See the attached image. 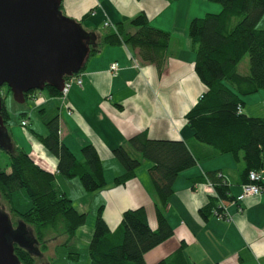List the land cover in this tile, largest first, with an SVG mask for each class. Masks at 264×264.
<instances>
[{
    "label": "trees",
    "instance_id": "trees-1",
    "mask_svg": "<svg viewBox=\"0 0 264 264\" xmlns=\"http://www.w3.org/2000/svg\"><path fill=\"white\" fill-rule=\"evenodd\" d=\"M209 1L219 3L221 10L194 17L188 24L195 54L194 71L205 91L184 117L193 131L195 142L209 146L211 151L198 154L183 140L154 139L146 131L138 132L124 144L114 147L112 154L123 167V172L113 179L115 185H124L133 179L143 159L151 162L148 174L156 196V227H150L145 207L139 206L124 210L119 225L111 230L103 218V206L98 207L88 242L90 264H146L144 254L173 235V228L165 215L173 183L181 171L197 161L229 153L243 163L239 184L250 181L251 171L261 175L264 116L247 115L243 111L242 96L264 91V29L256 27L264 14V0ZM60 10L64 15L61 5ZM127 26L129 29L120 23L114 27L104 26L100 37L92 31L93 42L89 45L86 59L104 44L121 43L135 49L143 63L154 65L161 74L169 56V32L150 25L144 13L132 17ZM245 54L248 56V73H240L238 64ZM86 59L81 69L71 76L80 75ZM64 78L70 76L65 75ZM44 90L50 97H62L61 91L52 86H46ZM37 92L32 90L25 97ZM0 115L9 138V149L5 150L9 154V170L0 167V199L6 202L14 217L32 230L28 233L33 244L23 248L14 243L13 253L20 264H37L39 244L44 243L48 230L63 234V244L68 246L76 230L84 224L86 213L78 211L72 200L58 188L54 172L42 167L23 148L14 145L8 132L10 115L3 96ZM44 124L47 129L45 135L31 132L57 159V172L68 178L78 177L86 192L103 188L106 185L103 166L95 146L90 143L83 145L81 159H77L59 137L58 115L47 119ZM196 180L210 184L213 190L208 202L199 208L202 219L206 221L212 216L227 218L226 204L238 199L231 194V183L225 174L220 169L211 170ZM257 182L263 186L262 179ZM69 256L75 259L77 253L71 251ZM154 264L189 263L182 246H179Z\"/></svg>",
    "mask_w": 264,
    "mask_h": 264
},
{
    "label": "crops",
    "instance_id": "crops-1",
    "mask_svg": "<svg viewBox=\"0 0 264 264\" xmlns=\"http://www.w3.org/2000/svg\"><path fill=\"white\" fill-rule=\"evenodd\" d=\"M61 9L86 32L93 31L98 37L104 26L120 23L129 29V20L144 13L150 25L170 34L164 70L159 74L154 65L143 63L137 51L128 45L104 44L86 59L80 73L81 86L72 84L59 99L50 97L46 91L39 94L41 100L37 99L39 92L28 98L39 102L40 111L46 112L48 119L58 115L59 137L77 159H81L83 145L95 146L106 182L97 191L86 192L79 179L59 174L57 159L32 132L29 150L17 141L12 142L54 172L58 188L78 211L89 214L85 221L86 243L100 206L111 230L119 225L124 210L139 206L145 207L149 225L154 229L156 196L148 174L151 162L143 159L133 179L115 185L113 179L123 172V167L112 150L130 136L146 131L154 139L183 140L198 154L211 151L209 146L195 142L184 117L205 91L194 71L195 54L188 24L194 17L219 12L221 5L209 0H62ZM112 63H117L115 71L110 70ZM243 111L250 116H264V91H257L250 100L245 98ZM32 131L47 133L42 126ZM242 166V161L225 153L201 159L178 174L165 212L173 235L144 254L146 264L167 257L179 246L189 264H264V162L260 194L227 203L225 219L212 216L205 221L199 214V208L208 202L213 190L196 179L220 169L231 183V194L237 198L242 190V184L238 183Z\"/></svg>",
    "mask_w": 264,
    "mask_h": 264
},
{
    "label": "water",
    "instance_id": "water-1",
    "mask_svg": "<svg viewBox=\"0 0 264 264\" xmlns=\"http://www.w3.org/2000/svg\"><path fill=\"white\" fill-rule=\"evenodd\" d=\"M62 0H0V89L7 87L17 102L32 90L52 86L59 91L64 76L77 73L93 42L79 22L63 15ZM2 97L0 95V109ZM0 148L9 149L0 115ZM25 224L14 228L0 210V264H20L13 244L29 248Z\"/></svg>",
    "mask_w": 264,
    "mask_h": 264
},
{
    "label": "rangeland",
    "instance_id": "rangeland-1",
    "mask_svg": "<svg viewBox=\"0 0 264 264\" xmlns=\"http://www.w3.org/2000/svg\"><path fill=\"white\" fill-rule=\"evenodd\" d=\"M217 3V2H215ZM219 4V3H217ZM220 5V4H219ZM259 29H264V14L256 25ZM249 63L248 56L245 54L242 59L239 61L238 70L240 73H248ZM39 92V93H38ZM37 99H42L41 95L44 94L45 90L38 91ZM1 97L3 96L4 104L7 107V110L10 114V120L8 124V132L12 141H17L20 145L23 144L26 150L30 148V132L32 129H37V127L42 126L45 130V122L47 121L46 112L40 111L39 102L35 99H27L25 102H17L12 93L9 92L5 86H2L0 89ZM255 93L242 96L243 101L245 98L250 100L251 96H254ZM62 97H56L59 99ZM44 101V100H42ZM22 112H26L27 115L23 116ZM26 119L28 125L26 127H21L20 122L22 119ZM9 161V154L4 149L0 148V167L7 168ZM140 164L138 167H141ZM78 179V177H76ZM75 205H78V201L75 200ZM0 210L8 215L11 220L14 228L18 227L21 223L17 217H14L8 210L7 204L4 200L0 199ZM89 217V214L86 213V219ZM25 224V223H23ZM28 232H31L30 226L25 227ZM87 225L84 222L75 232V236L71 241L70 245L65 246L64 239L65 236L60 233H55L48 230L43 244H39V253L36 255L37 264H90L88 257V242L86 237ZM90 239V238H89ZM43 245V246H42ZM41 246L43 247L41 249ZM76 252L77 258H72L69 256V252Z\"/></svg>",
    "mask_w": 264,
    "mask_h": 264
},
{
    "label": "built area",
    "instance_id": "built-area-1",
    "mask_svg": "<svg viewBox=\"0 0 264 264\" xmlns=\"http://www.w3.org/2000/svg\"><path fill=\"white\" fill-rule=\"evenodd\" d=\"M105 25H108V22H105ZM116 69H117V63H112L110 65V70L115 71ZM72 84L81 86L82 79L80 75L70 76V78L64 80V84L61 90L62 98L66 95L67 91L69 90ZM238 111H240V108H238ZM20 124L21 126L25 127L27 124V121L21 120ZM259 179H262L261 175H259L256 172L251 171L249 173L250 181L248 183H244L241 185L242 191H241V194L237 197V199H242L243 197L254 196V195L260 194L262 191V186L257 182L259 181ZM207 186L211 188L210 184H208ZM219 217H224V216L219 215Z\"/></svg>",
    "mask_w": 264,
    "mask_h": 264
},
{
    "label": "flooded vegetation",
    "instance_id": "flooded-vegetation-1",
    "mask_svg": "<svg viewBox=\"0 0 264 264\" xmlns=\"http://www.w3.org/2000/svg\"><path fill=\"white\" fill-rule=\"evenodd\" d=\"M27 236H29V233L27 232V234H26Z\"/></svg>",
    "mask_w": 264,
    "mask_h": 264
}]
</instances>
